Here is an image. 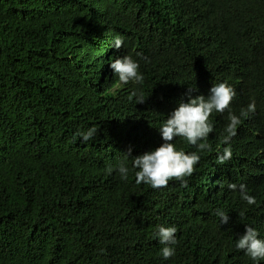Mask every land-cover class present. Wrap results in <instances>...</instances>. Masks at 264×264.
Listing matches in <instances>:
<instances>
[{
	"label": "trees",
	"instance_id": "trees-1",
	"mask_svg": "<svg viewBox=\"0 0 264 264\" xmlns=\"http://www.w3.org/2000/svg\"><path fill=\"white\" fill-rule=\"evenodd\" d=\"M125 55L142 84L113 75ZM222 82L236 91L232 113L256 105L229 161L217 159L225 111L209 118L210 150L174 141L200 155L187 187L136 184L131 160L120 178L129 148L132 159L159 147L178 103ZM157 225L178 229L168 261ZM245 225L264 239V0H0V264H253L235 249Z\"/></svg>",
	"mask_w": 264,
	"mask_h": 264
},
{
	"label": "clouds",
	"instance_id": "clouds-1",
	"mask_svg": "<svg viewBox=\"0 0 264 264\" xmlns=\"http://www.w3.org/2000/svg\"><path fill=\"white\" fill-rule=\"evenodd\" d=\"M124 45L121 36L114 37L112 48L119 50ZM113 75L118 78L121 85L132 83L142 84L143 74L140 72V64L129 55L117 56L109 63ZM236 96V91L227 83L212 84L208 95H199L195 98L189 96L187 102H179L172 110L167 119L158 128L162 143L159 147L146 151L141 155L129 159L131 148L123 154L121 162L117 165L116 171L122 180H127L129 175L128 160H131V168L135 170L136 184H145L154 190L166 188L170 181H179L182 187H187V179L191 177L195 166L200 161L199 151L208 149L210 146L206 141L209 134L213 132V125L209 118L213 113L223 114L228 111V122L224 128L225 135L222 143L225 147L217 153V159L221 164L232 158L230 143L237 134V128L241 124V117H248L256 111L255 102H250L246 109L238 116L232 113L230 105ZM135 98L137 104L145 102L143 96L134 90L129 99ZM97 133L95 126L87 131L78 132L83 142L92 140ZM176 138H183L188 144L196 146L198 152H185L178 150L174 141ZM230 191H238L240 198L247 205L257 203L256 198L248 194L246 185L229 183ZM216 215L220 218L221 224H226L229 217L223 210H217ZM177 227L157 225L154 231V238L161 245L158 255L163 261L175 257L176 245L178 244ZM235 249L243 252L250 258L253 264H261L264 261V239L260 238L259 231L245 225V231L235 240Z\"/></svg>",
	"mask_w": 264,
	"mask_h": 264
}]
</instances>
